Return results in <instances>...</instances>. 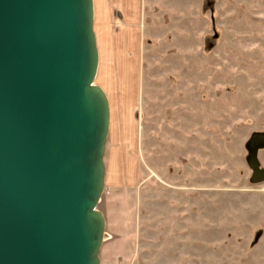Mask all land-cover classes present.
Segmentation results:
<instances>
[{"label":"rangeland","instance_id":"rangeland-1","mask_svg":"<svg viewBox=\"0 0 264 264\" xmlns=\"http://www.w3.org/2000/svg\"><path fill=\"white\" fill-rule=\"evenodd\" d=\"M94 7L110 109L100 258L264 264V178L250 165L264 175V0Z\"/></svg>","mask_w":264,"mask_h":264},{"label":"water","instance_id":"water-1","mask_svg":"<svg viewBox=\"0 0 264 264\" xmlns=\"http://www.w3.org/2000/svg\"><path fill=\"white\" fill-rule=\"evenodd\" d=\"M98 65L93 0H0V264H101Z\"/></svg>","mask_w":264,"mask_h":264},{"label":"crops","instance_id":"crops-1","mask_svg":"<svg viewBox=\"0 0 264 264\" xmlns=\"http://www.w3.org/2000/svg\"><path fill=\"white\" fill-rule=\"evenodd\" d=\"M121 7H123V5H121ZM110 10H112V9H111V5L109 4L107 6V12H108V14L110 13ZM94 17H95V7H94ZM104 185H105V183H104ZM116 204L119 205V202H117ZM134 204L136 205L137 204V201H135ZM193 206H195V204H193ZM101 213L103 214V216L105 218V222H106V226H107V224H108V222H107V219H108L107 213H105L103 211H101ZM179 214H180V216L181 215L182 216H185L184 214H187V213H185V212H179ZM138 215H139V213H136L135 216H134V221H133L134 226H135V222H137ZM193 216H195V215H193ZM127 220L126 219L124 220L125 223H126ZM134 231H135V229H134ZM118 234L120 235V232L117 229H114V230L111 231L110 236L111 237H114V236H117ZM132 234H133V231H132ZM121 257H122V249L116 251L115 255H114V253H106L104 255V257L102 256L100 258V262H101V264H122V261L120 260Z\"/></svg>","mask_w":264,"mask_h":264}]
</instances>
